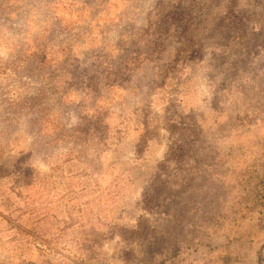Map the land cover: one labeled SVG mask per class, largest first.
<instances>
[{
  "label": "rangeland",
  "instance_id": "rangeland-1",
  "mask_svg": "<svg viewBox=\"0 0 264 264\" xmlns=\"http://www.w3.org/2000/svg\"><path fill=\"white\" fill-rule=\"evenodd\" d=\"M0 264H264V0H0Z\"/></svg>",
  "mask_w": 264,
  "mask_h": 264
},
{
  "label": "trees",
  "instance_id": "trees-1",
  "mask_svg": "<svg viewBox=\"0 0 264 264\" xmlns=\"http://www.w3.org/2000/svg\"><path fill=\"white\" fill-rule=\"evenodd\" d=\"M152 244V243H151ZM150 244V246H149V249H150V251H151V249H152V245Z\"/></svg>",
  "mask_w": 264,
  "mask_h": 264
}]
</instances>
